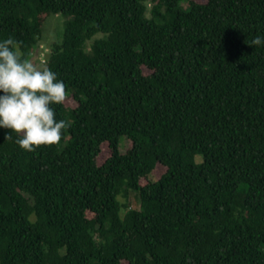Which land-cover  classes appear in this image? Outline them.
<instances>
[{
	"label": "trees",
	"instance_id": "trees-1",
	"mask_svg": "<svg viewBox=\"0 0 264 264\" xmlns=\"http://www.w3.org/2000/svg\"><path fill=\"white\" fill-rule=\"evenodd\" d=\"M51 15L69 127L0 129V264H264V0H0V39Z\"/></svg>",
	"mask_w": 264,
	"mask_h": 264
},
{
	"label": "clouds",
	"instance_id": "clouds-1",
	"mask_svg": "<svg viewBox=\"0 0 264 264\" xmlns=\"http://www.w3.org/2000/svg\"><path fill=\"white\" fill-rule=\"evenodd\" d=\"M249 46L264 47V34L255 35ZM66 85L48 67L39 68L24 58L13 37L0 39V129L5 140L27 152L58 144L69 122L56 119L54 105L66 98Z\"/></svg>",
	"mask_w": 264,
	"mask_h": 264
},
{
	"label": "rangeland",
	"instance_id": "rangeland-1",
	"mask_svg": "<svg viewBox=\"0 0 264 264\" xmlns=\"http://www.w3.org/2000/svg\"><path fill=\"white\" fill-rule=\"evenodd\" d=\"M186 7V5H184ZM65 19L60 15H51L47 17L43 36L40 41L39 46L36 48L33 59L31 60L37 67L42 68L44 61L47 59L48 53L51 50V47L60 42L62 39L63 29H64ZM71 105H76V103L70 99L68 101ZM126 143L125 138L121 139V147H124ZM125 151V147L123 149ZM196 161L199 163L202 161L200 156H197ZM165 173V169L161 166H158L153 174L151 175V179L155 180L160 178ZM144 181V180H143ZM142 181V182H143ZM124 202V200L122 199ZM132 209L140 208V201L138 198V194L136 192H130L126 202ZM125 264V263H124Z\"/></svg>",
	"mask_w": 264,
	"mask_h": 264
}]
</instances>
